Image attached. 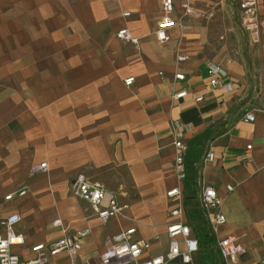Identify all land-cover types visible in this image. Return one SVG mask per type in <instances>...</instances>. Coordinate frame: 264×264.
Returning <instances> with one entry per match:
<instances>
[{
	"label": "crops",
	"instance_id": "obj_1",
	"mask_svg": "<svg viewBox=\"0 0 264 264\" xmlns=\"http://www.w3.org/2000/svg\"><path fill=\"white\" fill-rule=\"evenodd\" d=\"M173 4L176 16L181 1ZM191 4L196 13L183 19L185 28H168L160 41V0H0V218L18 213L15 230L24 237L13 252L28 257L35 243L86 230L78 255L87 263L107 237L130 226L136 238L151 240L147 255L165 252L166 225L175 219L166 197L176 185L172 123L179 120L187 144L183 220L198 241L211 236L206 249L231 234L243 248L236 264H264V32L255 41L243 28L241 0ZM257 7L264 18V0ZM121 28L137 43L118 38ZM178 51L187 58L176 63ZM209 62L227 71L220 83L235 81L233 91L210 86ZM182 88L189 95L173 101ZM247 112L253 121H244ZM208 149L212 161L204 160ZM42 162L45 170L34 168ZM77 173L127 202L125 216L101 222L70 190ZM204 184L223 198L226 220L215 234L199 204ZM158 240L161 251L153 248ZM66 258L61 252L50 263Z\"/></svg>",
	"mask_w": 264,
	"mask_h": 264
},
{
	"label": "built area",
	"instance_id": "obj_2",
	"mask_svg": "<svg viewBox=\"0 0 264 264\" xmlns=\"http://www.w3.org/2000/svg\"><path fill=\"white\" fill-rule=\"evenodd\" d=\"M162 17L158 21L156 37L160 41L168 39L167 29L178 26L185 28L183 19L186 16L196 13L191 4V0H180L182 11L176 16L174 12L173 0H160ZM241 25L247 30L255 41L264 32V18H260L257 7V0H241ZM128 15V12H124ZM118 38L137 43V38L133 37L127 28H121L116 32ZM185 54L178 51L176 53V63L185 60ZM209 76V84L216 87L221 84L220 79L228 77L225 69L213 62H209L206 67ZM175 79H182L183 74L176 72ZM133 77L124 79L126 84H130ZM228 92L236 88L235 81L231 79L221 84ZM189 95L187 89L182 88L172 94V100L177 101ZM195 101H201V95L193 97ZM255 118L253 112L245 113L244 121L251 122ZM172 147L174 150L173 169L176 177V185L166 191V197L174 205L169 209L168 216L175 219L166 225L168 238L167 250L160 254L147 255L151 240L147 238H136L135 226L121 229L106 239L105 249L97 257L87 260V264H196L195 256L200 250L198 239L192 234L191 227L183 220V203L181 184L186 178L185 155L187 144L185 141L186 126L179 120L172 123ZM252 145L246 144L240 154L241 161L251 160ZM214 152L208 149L205 152L204 160L212 161ZM37 169H46V162L35 166ZM227 190H232L230 184L226 185ZM70 190L73 195L87 201L96 217L103 223L112 217L125 216V211L129 208L127 202H122L117 195L108 191L103 184L96 180H91L84 173H77L73 178ZM26 189L17 191L18 195L25 194ZM13 193L5 196L10 199ZM223 198L218 194L215 187L204 184L199 195V204L206 211L210 219V229L213 234L217 233L219 227L225 223V215L220 211ZM20 221L18 213H10L0 218V264H51L50 258L65 252L68 257L75 255L82 245V238L87 233L86 230H77L75 233H65L50 243H35L30 247L28 257H22L12 251L13 245L24 243L23 234L15 230V225ZM54 225H60V219L53 221ZM216 248L219 251L225 264H236L238 256L243 252V248L236 242L233 235L229 234L218 238ZM72 259V258H71Z\"/></svg>",
	"mask_w": 264,
	"mask_h": 264
},
{
	"label": "rangeland",
	"instance_id": "obj_3",
	"mask_svg": "<svg viewBox=\"0 0 264 264\" xmlns=\"http://www.w3.org/2000/svg\"><path fill=\"white\" fill-rule=\"evenodd\" d=\"M89 179H91V178L89 177ZM91 180H95V179H91ZM96 181L100 182L99 180H96ZM100 183L103 184L102 182H100ZM203 228L206 229V225L205 226L203 225ZM163 246H164V244H162L161 240L153 242V248L156 251H161V249H163ZM199 252L195 256V263L196 264H209V261H208V258H206V255L202 254L200 256ZM214 254L216 257V263L215 264H225L222 257H220L219 253L217 252V250L215 248H214ZM60 263H63V264H87L86 261L78 255V252L75 255H73L72 257L67 256L66 260L62 261Z\"/></svg>",
	"mask_w": 264,
	"mask_h": 264
},
{
	"label": "trees",
	"instance_id": "obj_4",
	"mask_svg": "<svg viewBox=\"0 0 264 264\" xmlns=\"http://www.w3.org/2000/svg\"><path fill=\"white\" fill-rule=\"evenodd\" d=\"M195 229L197 231L199 230L198 227H195ZM203 236L200 237L199 238V241H198L200 247H203L204 248V249L202 248V250H200V256L202 254H205L207 256V258L210 259L211 264H215L216 263V257H215V254H214V249L213 248L206 249V248H209L211 246V245H209L210 243H208V240L211 238V236H207V234H204ZM214 245L216 246V242L214 243Z\"/></svg>",
	"mask_w": 264,
	"mask_h": 264
}]
</instances>
